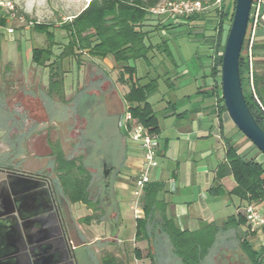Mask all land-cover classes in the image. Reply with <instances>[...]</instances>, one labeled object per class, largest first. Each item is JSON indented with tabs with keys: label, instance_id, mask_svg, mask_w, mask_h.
Listing matches in <instances>:
<instances>
[{
	"label": "rangeland",
	"instance_id": "1",
	"mask_svg": "<svg viewBox=\"0 0 264 264\" xmlns=\"http://www.w3.org/2000/svg\"><path fill=\"white\" fill-rule=\"evenodd\" d=\"M168 1L170 0H161L163 5ZM199 1L207 7L206 12H208L209 16L207 20L152 34L151 37L154 44L163 42L165 44H162L161 50H155L154 53L150 54V65L145 60L130 62V65L136 67L137 78H145L144 80L157 79L160 73L163 75L164 72L161 69L162 63L168 62V66L172 68H168V70H173L175 73H180L189 65L193 75H198V79H210L213 59L210 56L211 49L208 48L210 42L205 43V36L207 39V36L215 34L216 21L213 17L215 6L213 0ZM7 2H11L15 6V14L11 16L5 9L0 8V21L5 20V23H8V28L14 31L11 35H8L5 31L0 32V166L19 171H28V169L32 171L31 167L33 168V166H45L44 168L48 171L53 170V166L50 165L49 161L43 164L42 162H37V159L33 160L29 156L26 146L24 144L21 145V142L19 148L13 153L2 147L6 143H10L13 146V141L10 140V132L11 127L15 124L13 119V114L15 113L9 107L10 98L8 93L12 88L10 82L16 71H22L27 76L29 69L32 68L30 80L35 84H39L36 87L43 98L44 105L42 104V110H45L47 116L50 117L52 128L59 131L57 145L64 147L69 157L76 156L75 151H77V155H80L81 152L84 162L88 164L90 169L96 170L93 175L95 179L93 178L89 186L90 198L96 199L98 194L107 188L106 192L108 191L109 200H114L112 182L117 176L118 168L121 167L123 158L127 154V149L134 145L130 140H125V144L123 143V131L118 126L124 106L116 93H125L127 85L120 81V78L122 76L128 78L129 74L125 71L122 72L121 66L117 67L112 58H105L109 60L108 62L112 64V67L106 64V61L103 62L104 59L91 57L87 53L79 55V60L76 58L60 60L58 58L62 52L60 47H63L68 42L65 31L59 29L60 25L71 22L91 1L0 0V4H6ZM233 3L234 0H225V5L232 6ZM36 24H40L55 33L59 46L54 48V57L48 63L52 64L56 61L52 67H39L33 64L32 50L45 47L48 42L46 35L34 29ZM227 28L228 26H226V30ZM189 30L192 31L190 36L186 34ZM4 33L7 34V37H5ZM113 65L116 66L115 69H112ZM18 67L20 68L18 69ZM51 75L55 80H62L56 84L57 87L61 88L64 82L67 83L66 99L64 95H59L57 91L52 92ZM218 79L217 77L216 82H218ZM83 80L85 83L83 89H78L72 94L73 89L77 88L78 84H81ZM170 81L172 82L173 79ZM166 83L167 81H160L158 91L149 99L157 113L159 124L163 128H167L169 125L163 113L164 106L160 102L162 95L167 90ZM95 88L98 90L96 94L89 90ZM76 124H78V129L82 132L79 140L75 139L78 136L77 133L70 132ZM72 130H76V128ZM4 131H7L9 136L7 135L8 133L3 134L2 132ZM224 131L231 142L238 145L237 147L245 157L255 159L264 164V155L239 131L231 119L225 123ZM164 137L163 134L159 138L162 146L165 143ZM79 145L83 146L81 151L78 148ZM107 159H110L116 168L114 167L111 172L108 167V175L107 179H105L103 177L104 161ZM31 164L33 166H30ZM133 200L134 196L129 192L124 201L120 202L121 225L118 229V237L127 243L119 248L105 250L104 253L100 254V260L105 254H111L119 261L131 264L134 256L133 249L136 244L134 242L131 243L135 238L136 232V220L133 210H131ZM224 200L229 202L228 212L223 216H218L217 219H222L220 217L227 219L231 215L230 211L235 213L236 207L240 204L239 199L236 197ZM222 201L220 200L214 205L220 204ZM113 208L116 211H109L108 218L111 214L114 216L118 214L116 206L113 205ZM243 212L244 207L241 211L244 215ZM243 228L234 227L225 231L203 264H249L243 252L242 243L247 235L251 237L253 233L246 226H243ZM253 232H255V240L252 245L255 249H259L264 243L263 231L255 229ZM156 242L157 239L154 238L150 240L149 244L139 245L145 257V262L147 264H177L168 255L164 256L162 263H159V246H157ZM148 254L154 256V260H151ZM78 255L79 264H99L90 257L87 248L80 249Z\"/></svg>",
	"mask_w": 264,
	"mask_h": 264
},
{
	"label": "crops",
	"instance_id": "2",
	"mask_svg": "<svg viewBox=\"0 0 264 264\" xmlns=\"http://www.w3.org/2000/svg\"><path fill=\"white\" fill-rule=\"evenodd\" d=\"M2 26L8 27V23L6 22ZM213 35L207 36V39L205 36V43L210 42L209 49L211 48V37ZM5 37H7V34H5ZM245 56L249 62V72L252 74L253 81L254 78L256 79L258 90L264 100V0H255L252 8ZM105 61L106 64L112 67V64L108 62L109 60L104 59L103 62ZM212 66L213 60L210 79L200 80L197 74L193 75L189 65L180 73H175L173 70H168V68L172 69L168 66V62H163L161 68L164 71L163 75L160 73L159 77H157L159 86L160 81H167V90L162 95L160 102L164 106L163 113L169 125L167 128H163L159 124L161 127L159 138L164 134L165 143L164 146L160 143L158 150L159 167L152 172V178L155 183L162 185L158 198L162 202V207L165 209L167 216L172 218L183 231H201L211 224L223 227L229 218H238L242 214L241 211L244 207V204L239 199L240 204L236 207L235 213L230 211L231 215L227 219L224 217L217 219L218 216H223L228 212L229 202L224 199L235 197L230 193L236 188L237 184L233 175L229 173V164L226 157L227 141L231 140L224 131V125L230 118L227 112L220 115V109L217 108L219 99L214 91L217 82L216 78L212 76ZM115 68L116 66L113 65L112 69ZM31 69H29L27 76L22 71H16L10 83L11 89L14 88V84L16 86L20 85L19 89L23 90V92L18 94L25 92L24 94H26L27 98L34 99L35 97H42V95L36 87L39 84H35L30 80ZM171 79H173L172 82L170 81ZM66 84L64 82L61 85L62 90L60 88L64 98L67 97L68 88ZM84 84L83 80L81 84H78L77 88L73 87L72 94L78 89H83ZM124 84L127 85L125 93L120 94L117 92L116 94L119 100L122 101L125 110L128 106L124 96L129 90L130 83L124 82ZM89 90L95 94L98 93L96 88ZM17 92V90L13 91V93ZM9 107L13 110L18 105L10 98ZM58 135L59 131H51L52 140L57 138ZM122 135L123 143L125 144V140L127 141L128 139L124 133ZM231 143L234 144L233 142ZM234 145L238 146L237 144ZM50 148V153L46 154L44 163L49 161L50 165L53 166L52 171L54 173L46 170L50 172L49 177L53 182H61L58 160L54 156V149L57 150L59 147L54 142L50 144ZM239 153L243 155L240 150ZM142 157V151L136 145H132L127 149V154L123 158L119 172L112 182L114 200H109L106 188V190L98 194L96 199L91 197L95 206L89 207L83 202L72 203L64 187L59 189L58 196L63 199L65 204V206H62L65 222H70L71 224L65 223V234L78 262V252L82 248H87L90 257L102 264V258L101 260L99 258L101 253L108 249L119 248L127 243L118 237V229L121 225L120 202L124 201L129 192L133 194L134 179L143 168ZM245 159L250 160L251 158L245 157ZM77 165L79 167L78 177L80 179L88 178L92 181L96 170L90 169L84 161L79 162ZM1 180H3V173H0ZM173 187L175 190H173ZM7 193L10 195L8 186L7 191L0 192V217L9 209ZM89 194L91 196L90 190ZM220 200L223 201L217 204L219 206L214 205ZM113 205L116 206L117 217L111 214L108 218L109 211H116ZM25 206L24 209L21 208L22 214H32L36 210H44L43 208L47 206V202L40 200L36 203L31 199L29 205ZM90 215H94L95 218L89 223H83L82 219ZM54 220V226L57 229L56 235L57 237H62L60 224L56 218ZM113 223L115 224L113 225ZM15 226L14 221L0 219V264H34L36 259L40 261L39 264H49L51 251L48 247V230L51 228V224L46 221V223L41 225L43 234L40 237L42 242L39 245L42 247L39 249V256H36V259L31 255L29 257V255L20 253L23 245L16 233ZM243 226L247 227V224L238 227L244 229ZM36 230L37 228L34 227L31 232L35 233ZM224 233L225 231L218 234L216 243ZM155 239H157L156 243L159 246V263H162L164 256L168 255L177 264H181L173 255L167 237L159 232ZM133 242L136 244L134 245V256L131 264H147L143 252H141V258L138 259L135 250L142 251L139 245L149 244V242H138L135 238L131 241V243ZM148 257H150L149 254Z\"/></svg>",
	"mask_w": 264,
	"mask_h": 264
},
{
	"label": "trees",
	"instance_id": "3",
	"mask_svg": "<svg viewBox=\"0 0 264 264\" xmlns=\"http://www.w3.org/2000/svg\"><path fill=\"white\" fill-rule=\"evenodd\" d=\"M161 3V0H92L71 22L60 25L59 29L65 31L68 42L60 47L62 52L58 56L60 60L66 58L79 60V55L87 53L94 58H112L117 67L121 66L122 72L125 71L129 74L128 78H124V76L120 78V81L130 83L129 90L124 96L129 112L138 123L158 136L161 133L159 118L149 102L150 97L158 91V80L137 78L136 67L130 65V62L145 60L150 65V54L154 53L155 50H161L162 44H165V42L154 44L152 34L184 25L189 26L196 22H204L209 17L206 11L178 18L170 15L153 14L151 10ZM235 6L236 0L232 6L225 5V0H223L221 9L215 7L213 12L216 26L214 28L215 34L211 37L210 49L214 50L212 76L216 79L217 77L221 78L223 53L233 22ZM179 20L181 22L178 23ZM4 24L5 20H1L0 25ZM226 26H228L227 30ZM34 29L46 35L48 42L45 47L32 50V61L39 67H52L56 61L52 64L48 63L54 57V48L59 46L55 33L40 24H36ZM186 34L190 36L192 31L189 30ZM247 37L248 32L240 57L242 86L250 111L264 130V100L260 95L255 78V94L249 86V62L245 56ZM220 53L222 54L220 55ZM51 78L52 92L57 91L59 95H63L56 85L62 80H55L52 75ZM216 85L215 94L218 95L219 102H223L221 85L219 83ZM225 112H227L225 106L220 108V115ZM226 157L229 173L233 175L237 184L230 194L240 199L244 207L250 204L264 206V164L255 159L246 160L239 153V148L231 141H227ZM57 160L62 185L71 202H83L89 207L95 206L89 194L91 179L78 177L77 162L66 160L62 153L59 154ZM161 190L162 185L155 182L145 187L143 196L144 216L136 221L135 239L138 242H150L160 232L161 235L167 237L173 255L181 264H203L215 246L219 233L247 224L245 216L241 214L238 218H229L223 227L211 224L201 231H183L172 218L167 216L162 207V202L158 198ZM94 218V215H90L83 218L82 222L89 223ZM247 228L253 233L251 234L253 236L247 235L245 237L242 243L243 252L249 264H264V243L259 249H255L251 244L255 240V232L248 224ZM135 254L138 259L141 258V251L135 250ZM150 257L154 260V256L150 255ZM102 264L125 263L111 254H105L102 258Z\"/></svg>",
	"mask_w": 264,
	"mask_h": 264
},
{
	"label": "water",
	"instance_id": "4",
	"mask_svg": "<svg viewBox=\"0 0 264 264\" xmlns=\"http://www.w3.org/2000/svg\"><path fill=\"white\" fill-rule=\"evenodd\" d=\"M252 4L253 0H236L233 22L223 53L221 89L224 105L230 119L239 131L264 155V130L250 111L240 75V57L248 32ZM122 113H124V109ZM2 171L6 174V179L0 186V192L7 191L8 186L10 195L7 193L9 209L0 219L15 222L16 233L23 245L20 253L29 255V257L31 255L35 259L36 256H39V249L42 247L39 245L42 242L38 237L39 233H32L34 240L30 241L27 232L35 227L42 233L41 225L48 221L51 224V228L48 230V247L51 251L49 264H77L68 239L56 235L57 229L54 226L53 216L54 200L50 180L47 179L38 184L40 179L36 176L12 170ZM31 199L36 203L45 200L48 208L23 215L21 208L29 205ZM39 263L40 261L37 259L34 262V264Z\"/></svg>",
	"mask_w": 264,
	"mask_h": 264
},
{
	"label": "flooded vegetation",
	"instance_id": "5",
	"mask_svg": "<svg viewBox=\"0 0 264 264\" xmlns=\"http://www.w3.org/2000/svg\"><path fill=\"white\" fill-rule=\"evenodd\" d=\"M20 85H15L14 88L11 89V91L8 93L9 98L12 99L13 102H16L18 107L16 109H13L12 111L15 113L13 114V119L15 120L14 126L11 127V141H13V146L10 143L3 144L2 147L6 149L7 151H10L13 153L17 148H19V144L21 142V145L26 146V150L29 153V156L31 158L37 159V162H42L44 164L45 159H46V154L50 153V144L51 143H56L59 141L57 138H54L52 140L51 137V131L54 130L52 128V121L49 116L45 113V110L43 109V98L42 97H35L34 99L32 98H27L26 94H18L20 92H23L19 89ZM14 90H17V93H13ZM25 91V90H24ZM43 104V105H42ZM43 112H42V111ZM83 121V120H82ZM79 124V120L77 121ZM78 124L74 125L72 127L76 128V130H72L70 132L72 133H77L78 138L75 137L76 140H79V138L82 136V132L78 129ZM3 134L8 133L7 131L2 132ZM9 136V133L7 134ZM59 136V135H58ZM76 136V135H75ZM71 137V135H70ZM59 148L57 150L54 149V156L57 159L59 154L62 153L64 158L66 160H75L77 164L81 161H84L83 156L80 152V155H77V151H75L74 157H69L68 154L65 152V148L62 146H58ZM83 146L79 145L80 151L83 149ZM22 155V154H21ZM23 156V155H22ZM36 162V161H35ZM86 163V162H85ZM110 161V159H107L104 161V175L103 177L107 179L106 174L108 175V167L109 171L112 172V169L116 166ZM111 165V166H110ZM30 166H33L31 164ZM118 168V167H117ZM33 169L32 171L28 169V171L23 170H13V169H7L3 168L0 166V173H3L2 170H12L20 173H24L26 175H32L36 176L40 179L38 184L43 183V181H46L47 179L50 180L51 184V189H52V194H53V200H54V212L53 216L54 218L57 219L58 223L60 224V230L62 231L61 236L66 237L65 234V223L70 224V222H65V215L63 212V207L65 206L63 199L58 196V191L60 188L63 187L62 181H56L53 182L51 178L49 177L50 172H48L46 169L43 167H31ZM120 169V168H118ZM30 170V171H29ZM119 172V171H118ZM6 179V174L3 173V180L0 181V184H2V181L4 182ZM26 206H22L24 209ZM48 206L44 207L43 209H47ZM23 215H25L23 213ZM71 225V224H70ZM36 232L39 233V238L42 236L43 232L40 233L39 230L37 229ZM35 232V233H36ZM28 239L30 241L34 240V236H32V232L28 231ZM67 238V237H66ZM77 264L79 262L76 260Z\"/></svg>",
	"mask_w": 264,
	"mask_h": 264
},
{
	"label": "built area",
	"instance_id": "6",
	"mask_svg": "<svg viewBox=\"0 0 264 264\" xmlns=\"http://www.w3.org/2000/svg\"><path fill=\"white\" fill-rule=\"evenodd\" d=\"M223 0H215L214 6L221 9ZM255 0L253 1L252 8ZM0 8H3L7 13L13 16L15 14V6L11 2L6 4L1 3ZM207 10V7L199 0H183V1H168L163 5L161 3L151 12L155 15H170L173 17L192 16ZM252 14V11H251ZM251 19V17H250ZM6 31L8 35L13 34V29L0 25V32ZM249 31V27H248ZM222 53H220L221 55ZM214 58V50L211 49V55ZM248 80L250 83V90L255 94V86L252 74L249 72ZM221 85V78L218 79ZM222 97V89H221ZM223 98V97H222ZM224 105L223 102L217 103V108L220 109ZM119 128L125 134V137L132 141L142 151L143 168L140 174L134 179L133 189V205L132 210L135 220L142 219L144 216L143 211V196L145 187L154 182L152 172L159 167L158 150L160 146L159 136L152 134L148 128L138 123L129 112L128 107L125 108L124 113L119 119ZM173 190L175 188L173 187ZM244 216L247 224L252 230H262L264 232V206L250 204L244 207Z\"/></svg>",
	"mask_w": 264,
	"mask_h": 264
},
{
	"label": "bare ground",
	"instance_id": "7",
	"mask_svg": "<svg viewBox=\"0 0 264 264\" xmlns=\"http://www.w3.org/2000/svg\"><path fill=\"white\" fill-rule=\"evenodd\" d=\"M87 2H89V1H92V0H86Z\"/></svg>",
	"mask_w": 264,
	"mask_h": 264
}]
</instances>
